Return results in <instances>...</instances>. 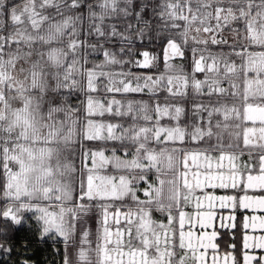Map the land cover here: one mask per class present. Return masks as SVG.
<instances>
[{
    "label": "snow or ice",
    "instance_id": "6c2138e0",
    "mask_svg": "<svg viewBox=\"0 0 264 264\" xmlns=\"http://www.w3.org/2000/svg\"><path fill=\"white\" fill-rule=\"evenodd\" d=\"M0 264H264V0H0Z\"/></svg>",
    "mask_w": 264,
    "mask_h": 264
},
{
    "label": "trees",
    "instance_id": "16d2710c",
    "mask_svg": "<svg viewBox=\"0 0 264 264\" xmlns=\"http://www.w3.org/2000/svg\"><path fill=\"white\" fill-rule=\"evenodd\" d=\"M50 256H51V250L49 249V250L43 251L38 257V259L41 261H44L45 259L50 258Z\"/></svg>",
    "mask_w": 264,
    "mask_h": 264
}]
</instances>
